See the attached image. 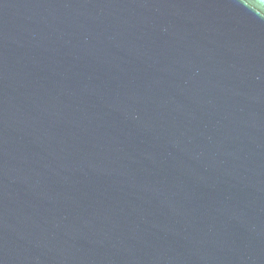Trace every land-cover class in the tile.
<instances>
[{
	"label": "water",
	"instance_id": "1",
	"mask_svg": "<svg viewBox=\"0 0 264 264\" xmlns=\"http://www.w3.org/2000/svg\"><path fill=\"white\" fill-rule=\"evenodd\" d=\"M0 264H264V0H0Z\"/></svg>",
	"mask_w": 264,
	"mask_h": 264
}]
</instances>
